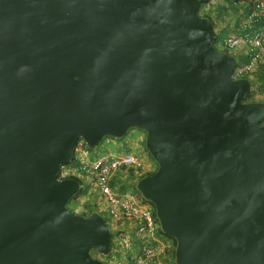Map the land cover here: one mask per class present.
I'll list each match as a JSON object with an SVG mask.
<instances>
[{
    "label": "water",
    "instance_id": "1",
    "mask_svg": "<svg viewBox=\"0 0 264 264\" xmlns=\"http://www.w3.org/2000/svg\"><path fill=\"white\" fill-rule=\"evenodd\" d=\"M201 0H0V264H106L98 212L60 180L83 140L145 132L136 190L176 264H264V103Z\"/></svg>",
    "mask_w": 264,
    "mask_h": 264
},
{
    "label": "built area",
    "instance_id": "2",
    "mask_svg": "<svg viewBox=\"0 0 264 264\" xmlns=\"http://www.w3.org/2000/svg\"><path fill=\"white\" fill-rule=\"evenodd\" d=\"M248 2L253 12L240 27L239 35L224 38L217 44V48L231 55L236 54L242 46L258 49V53L250 61L238 60L232 74L234 79L249 78L252 81V98L257 101L264 100V84L259 79L262 76L255 79V74L264 63V25L253 27V24L258 18L264 19V0ZM262 78L264 80V74ZM91 154L85 143L79 142L75 147L74 161L61 167L59 179H71L79 174L93 178L97 191L106 203L111 221L109 224L115 257L110 263L169 264L165 262L167 245L160 235V225L154 210L137 193L120 194L111 186L120 169L138 170L143 166L142 159L133 154L114 158H108L106 155L92 158Z\"/></svg>",
    "mask_w": 264,
    "mask_h": 264
},
{
    "label": "crops",
    "instance_id": "3",
    "mask_svg": "<svg viewBox=\"0 0 264 264\" xmlns=\"http://www.w3.org/2000/svg\"><path fill=\"white\" fill-rule=\"evenodd\" d=\"M236 3L240 2V0H235ZM226 6L227 8L229 9V6L227 5L226 3ZM220 6H218L216 9H219ZM241 23H239L237 21V19L235 20L233 18V14H232V17H231V25L229 26V29L232 33H236V34H239V27H240ZM218 27L222 30V27L220 25H218ZM262 69H264V67H262ZM262 74H255V79L257 80L259 77H261ZM260 79V78H259ZM264 81V80H263ZM262 83V82H261ZM264 84V82L262 83ZM131 135V134H130ZM105 143L108 144V146H111L109 148H107V151L105 153V155L108 157V158H114V157H118V156H121L123 155L124 153H127V152H132L134 153L136 156H139L141 159L143 158V155H144V158L142 159V162H143V166L142 168L145 169V171L142 173V174H139L137 175L136 179L135 177H129L128 174H127V168H123V169H120L118 172H117V175L114 177L117 178V182L120 183L121 185H124V184H127L128 186L132 187V189L128 190L127 192H131V190H133V185L137 183V181L139 180L140 177L144 176L145 174L147 173H152L156 170L157 168V165L156 163L153 161L152 157L150 155H148L146 153V150L145 148L142 146L141 144V140L140 139H135L134 136H129L127 138H125L124 140H104ZM112 147H115L117 149L118 147V152H114L112 151ZM139 147L138 149H135ZM125 150V151H121V150ZM121 151V152H120ZM145 151V152H144ZM142 152H144V154L142 155ZM123 153V154H121ZM142 168L138 169V170H141ZM78 199V198H77ZM76 199V200H77ZM75 200V202H76ZM99 200L100 199V196H99V192L97 190H94V191H91V192H87V195L86 196H83V198H79V201H82L84 204L80 205H77L78 209H80L81 213L83 211H90L92 212V210H96L98 212L101 211V213H105V215L107 214V216L109 217L107 211H106V208L104 207H100L99 205ZM166 247L170 250L172 249V242L170 241H167L166 242ZM167 249V251H168ZM171 252V251H170ZM166 263L169 262V264H172L173 261H172V258L171 256L167 255V258L165 260Z\"/></svg>",
    "mask_w": 264,
    "mask_h": 264
},
{
    "label": "rangeland",
    "instance_id": "4",
    "mask_svg": "<svg viewBox=\"0 0 264 264\" xmlns=\"http://www.w3.org/2000/svg\"><path fill=\"white\" fill-rule=\"evenodd\" d=\"M226 3L229 6V9L227 8ZM219 6H220L219 10H218L219 12L217 14H215V16H216L215 22H216V26H217L216 30H217L218 34L221 32V29L218 27V25H220L222 27V30L224 31V33L221 35V37H227V36H230V35H239V34H236V33H232L230 31V29H229V26L231 25L232 14H233V18L235 20L237 19V21L239 23H241V25H242L244 23L245 19H247L249 17V15H251V13L253 12V10L251 9L250 5L246 2V0H240V2H238V3H236L235 0H226L225 3H219ZM241 25H240V27H241ZM240 27L238 29L239 33H240ZM235 55H236V57L238 58V60L240 62L247 61L251 57V56L243 55L241 53L240 54L236 53ZM259 84H260V82H259ZM129 136H132V137L134 136L135 139H140L141 140V144L143 146V144L145 142V137H146L145 132H143L142 130L136 129V130L130 131L126 135L125 138H127ZM109 147H111V146H108V144L105 143V141H103L98 147H95V149L93 150L94 152L91 154L92 158H95V157L100 156V155H104L103 152L106 153L107 148H109ZM138 148L139 147H137L135 149H138ZM112 151L118 152L119 151L118 147H117V149L115 147H112ZM121 151H125V150L123 149ZM144 152H142V155L144 154ZM121 154H123V153H121ZM143 158H144V155H143ZM144 171H145V169H141V170L130 169V170H127V174H128L129 177H133V178L135 177V179H136L137 175L142 174ZM79 177L82 178L85 183L87 182L88 185L91 186L93 190L95 189L94 180H93V178L90 175L82 174ZM136 186H137V184L133 185V187L135 189H136ZM121 187L124 189V193L127 192L125 189H128V188L132 189V187L128 186L127 184H124ZM80 197L83 198L82 195H79L77 198H80ZM77 198H75L74 200L73 199L70 200L69 203L67 204L68 208L70 210H72V211H75V208L78 209L77 205H79V203H80V205L84 204L82 201L75 202V200ZM80 209H78L77 212H81ZM114 257L115 256H112V257H109V258H104V260L107 263H110L111 260Z\"/></svg>",
    "mask_w": 264,
    "mask_h": 264
},
{
    "label": "trees",
    "instance_id": "5",
    "mask_svg": "<svg viewBox=\"0 0 264 264\" xmlns=\"http://www.w3.org/2000/svg\"><path fill=\"white\" fill-rule=\"evenodd\" d=\"M226 2V0H223V1H216V0H202V6H203V16L204 17H206V18H208V19H210V20H212V22L214 23V25L216 26V22H215V19H216V16H215V14H217L219 11V9H216L218 6H219V3H225ZM248 19V18H247ZM247 19H245V21L247 20ZM259 24H261V25H264V19L263 18H258L257 20H256V23H254L253 24V27H258V25ZM217 27V26H216ZM224 33V31L223 30H221V32L218 34V38H217V44H219L224 38H226V37H221V35ZM236 53H241V54H243V55H247V56H251L250 58H249V60H247V61H250V59L251 58H253L254 57V55H256L257 53H258V49H256V48H252V47H247V48H245V47H241L240 49H238V51L236 52ZM262 67H264V63H263V65L261 66V67H259V70H258V72L256 73V74H262L261 76H263V74H264V69H262ZM248 101H252V99H251V96L248 98ZM134 130V129H133ZM132 131V130H131ZM130 132V131H129ZM143 146H144V148H145V150H146V147H145V142H144V144H143ZM90 149H92V148H90ZM146 152L148 153V151L146 150ZM125 154V153H124ZM123 154V155H124ZM126 154H134V153H132V152H127ZM144 165V164H143ZM143 169V168H142ZM152 173H154V172H152ZM152 173H147V174H145L144 176H147V175H150V174H152ZM85 175V174H84ZM78 180H80L81 181V184H82V186H83V184H85L84 182H83V179L82 178H80L79 176L78 177H76ZM111 186H112V188L113 189H117L119 192H120V194H124V189L121 187L122 185L120 184V183H118L117 182V178H115L113 181H112V183H111ZM130 189V188H129ZM88 190H89V187H87V189H85L84 188V186H83V188L73 197V199H75V198H77L78 197V195H87V192H88ZM126 191H127V189H125ZM78 211V209H76L75 208V212H77ZM96 211V210H95ZM92 212H94V210H92ZM92 212H88V211H83L81 214L82 215H84V216H88V215H90ZM169 239H170V241L172 242V249H168V251H166V254L167 255H169V256H171V258L172 259H174V257H175V249H176V245H177V243H176V240L175 239H173L172 237H169V236H167ZM171 251V252H170ZM120 258V257H119ZM169 263V262H168Z\"/></svg>",
    "mask_w": 264,
    "mask_h": 264
},
{
    "label": "clouds",
    "instance_id": "6",
    "mask_svg": "<svg viewBox=\"0 0 264 264\" xmlns=\"http://www.w3.org/2000/svg\"><path fill=\"white\" fill-rule=\"evenodd\" d=\"M246 2L250 5V3L248 2V0H246ZM250 7H251V5H250ZM203 6H202V0H201V7H200V11H199V13H200V15L202 16V17H204L203 16ZM206 18V17H205ZM245 22V21H244ZM242 26V25H241ZM258 26H263V25H261V24H259ZM215 28H216V26H215ZM217 31V30H216ZM231 36V35H230ZM228 37V36H227ZM217 38H218V32H217ZM215 46H216V48H217V40H216V42H215ZM218 49V48H217ZM221 51V50H220ZM222 52H224V51H222ZM226 53V52H225ZM228 54V53H227ZM229 55H231V54H229ZM231 56H233V57H235L236 59H237V61H238V58L236 57V55L234 54V55H231ZM263 77V76H262ZM260 78L261 79V82L263 83L264 81H263V78ZM244 79H249V78H244ZM250 80V79H249ZM250 82H251V85H252V81L250 80ZM251 96V99H252V101H248V99H247V102H263L264 103V100L262 99V100H257V101H254L253 100V98H252V90H251V94L249 95V97ZM248 97V98H249ZM264 121V120H263ZM262 124L264 125V123L262 122ZM133 130V129H132ZM134 130H136V129H134ZM131 131V130H130ZM129 133V132H128ZM146 138V137H145ZM106 140H116V139H113V138H105ZM104 139V140H105ZM125 139V138H124ZM124 139H122V140H124ZM103 140V141H104ZM81 141H83V140H80L79 142H81ZM78 142V143H79ZM84 142V141H83ZM77 143V144H78ZM85 143V142H84ZM76 144V145H77ZM85 145H86V143H85ZM88 148H89V150L91 151V153H93L94 151V149L95 148H92V147H90V146H88V145H86ZM76 147V146H75ZM144 147V146H143ZM90 148H92V149H90ZM104 153V155H105V152H103ZM126 154V153H125ZM149 154V153H148ZM133 155H135V154H133ZM101 156V155H100ZM122 156V155H121ZM74 158H75V148H74ZM74 161V160H73ZM72 163V162H71ZM70 163V164H71ZM157 169V168H156ZM128 170H130V169H128ZM156 171V170H155ZM154 171V172H155ZM80 175H82V174H79L78 176H80ZM86 175V174H85ZM78 176H76V177H78ZM71 178V179H77V178ZM142 177H144V176H142ZM142 177H140L139 178V180L142 178ZM78 180V179H77ZM114 180V179H113ZM112 180V181H113ZM138 180V181H139ZM138 181H137V183H138ZM79 182H80V184H81V181L79 180ZM84 182V181H83ZM85 183V182H84ZM87 183V182H86ZM136 183V184H137ZM83 186H84V188L85 189H87V187H89V192H91V191H94V190H97L96 189V187H95V189L93 190L92 189V187L91 186H89L88 185V183L85 185V184H83ZM83 186H82V184H81V189L83 188ZM80 189V190H81ZM116 190V192H118V193H120L117 189H115ZM128 190H130L129 188L127 189V191ZM132 192H135V193H137L141 198H142V196L138 193V191L134 188L133 190H131V193ZM126 193H129V192H126ZM79 196V195H78ZM82 196H86V195H82ZM99 196H100V199L101 200H99L100 202H99V205H100V207L102 206V207H104V208H106V211H107V213H108V215H109V212H108V210H107V207H106V203L103 201V199H102V196H101V194H99ZM143 199V198H142ZM144 200V199H143ZM145 201V200H144ZM146 202V201H145ZM147 204H149L148 202H146ZM149 206L154 210V212H155V209H154V207L151 205V204H149ZM88 212H90V211H88ZM94 212H98V211H94ZM77 213H80L81 214V212H77ZM93 213V212H92ZM91 213V214H92ZM98 213H100L101 215H103L104 216V218H105V221H106V224H107V226H108V228L110 229V217H108L107 216V214L105 215V213H101V211L100 212H98ZM89 216V215H88ZM155 216H156V212H155ZM156 218H157V216H156ZM158 220V219H157ZM158 223H159V221H158ZM159 225H160V223H159ZM160 230H161V228H160ZM110 232H111V230H110ZM160 235L162 236V238L164 239V242H167V241H169L170 242V239L167 237V235H165L163 232H162V230L160 231ZM168 238V239H167ZM111 240H112V236H111ZM112 243H113V250H112V253L109 255V256H107V257H103V258H109V257H112L113 256V252H114V242H113V240H112ZM167 247H166V251H167ZM175 251H176V249H175ZM97 254V253H96ZM98 256H99V254H97ZM96 256V255H95ZM101 256V255H100ZM164 258H165V260H166V258H167V254H166V252L164 253ZM103 261V260H102ZM172 261H173V263L172 264H176V262H175V257H174V259H172ZM103 262H105L106 264H111V263H107L105 260L103 261Z\"/></svg>",
    "mask_w": 264,
    "mask_h": 264
},
{
    "label": "flooded vegetation",
    "instance_id": "7",
    "mask_svg": "<svg viewBox=\"0 0 264 264\" xmlns=\"http://www.w3.org/2000/svg\"><path fill=\"white\" fill-rule=\"evenodd\" d=\"M74 200V199H73ZM79 201V198L76 200V202ZM96 255V256H95ZM94 257H96L97 259H100L101 261H104V258L102 256H98L96 253H94Z\"/></svg>",
    "mask_w": 264,
    "mask_h": 264
}]
</instances>
